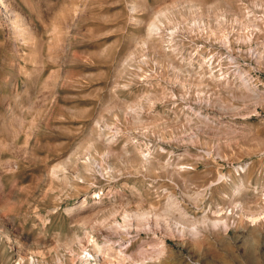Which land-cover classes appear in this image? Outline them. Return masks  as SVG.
<instances>
[{"label":"rangeland","instance_id":"rangeland-1","mask_svg":"<svg viewBox=\"0 0 264 264\" xmlns=\"http://www.w3.org/2000/svg\"><path fill=\"white\" fill-rule=\"evenodd\" d=\"M107 240L264 264V0H0V264Z\"/></svg>","mask_w":264,"mask_h":264},{"label":"bare ground","instance_id":"bare-ground-1","mask_svg":"<svg viewBox=\"0 0 264 264\" xmlns=\"http://www.w3.org/2000/svg\"><path fill=\"white\" fill-rule=\"evenodd\" d=\"M154 30V27L149 30ZM169 38V37H168ZM183 61V60H182ZM234 62V61H233ZM190 66V65H189ZM179 72V70H178ZM189 74V73H188ZM186 75V74H185ZM195 75V74H194ZM244 76V75H243ZM196 78V77H195ZM200 78V77H199ZM197 79V78H196ZM212 79V78H211ZM202 79H200L201 81ZM213 81H215L213 79ZM225 88H229L232 83L230 84V81L229 80H225ZM242 81H243V84L246 87L249 88V81L247 80L246 77H243L242 78ZM216 82V81H215ZM251 89V88H250ZM251 92V91H250ZM252 93V92H251ZM255 94V93H254ZM199 115V114H198ZM97 163V162H96ZM175 203V202H174ZM131 225V224H130ZM129 225V226H130ZM125 226V225H124ZM129 226H126V227H123V229H126L128 230L127 232L129 233V230H132L130 229ZM126 234V233H125ZM193 234L195 236L197 235H200L199 234V231L194 229L193 230ZM128 236H130V234H128ZM146 241V240H145ZM94 242V249H93V252H86V256L82 257L80 260H81V264H138L134 258L132 257V255H129L128 252H127V249L123 250L122 248L117 250L115 247V244H117L116 242H112V240H107V244L103 246V248H101L97 242L93 241ZM115 243V244H114ZM163 248L165 247L164 246V242L162 241L161 242ZM152 245V244H151ZM150 246V245H149ZM161 247V246H160ZM146 250V249H145ZM164 251L162 249V251L160 253H158V255H156L155 258H146V257H143V261H142V264H149L150 262H152L153 260H155L154 262H159V260L162 258V256L164 255ZM138 255L140 256H143L145 255V251H144V248H140L137 252ZM151 254V253H149ZM148 254V255H149ZM136 256V255H135ZM142 260V259H141ZM141 263V261H139ZM22 264V263H21ZM23 264H26L25 261L23 260ZM29 264H35L33 261H31ZM60 264H67L66 262H60ZM158 264V263H157Z\"/></svg>","mask_w":264,"mask_h":264}]
</instances>
